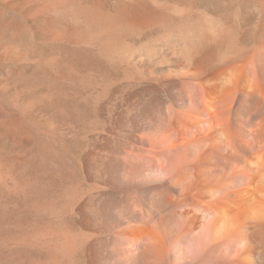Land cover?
<instances>
[{
    "label": "bare ground",
    "instance_id": "6f19581e",
    "mask_svg": "<svg viewBox=\"0 0 264 264\" xmlns=\"http://www.w3.org/2000/svg\"><path fill=\"white\" fill-rule=\"evenodd\" d=\"M46 4L78 20L49 26L51 41L90 40L97 50L86 59L74 47L48 63V101L60 112L72 102L66 80L93 88L90 108L73 107L112 130L95 134V172L101 183L105 167L120 188L125 214L114 231L131 262L264 264V0ZM153 31L161 35L146 38ZM103 58L116 70L81 76L84 59Z\"/></svg>",
    "mask_w": 264,
    "mask_h": 264
},
{
    "label": "rangeland",
    "instance_id": "374dc122",
    "mask_svg": "<svg viewBox=\"0 0 264 264\" xmlns=\"http://www.w3.org/2000/svg\"><path fill=\"white\" fill-rule=\"evenodd\" d=\"M41 1L0 0V264H134L114 231L125 214L120 188L108 185L105 167L101 183L95 172V134L112 130L108 121L100 129L73 107L77 102L90 108L93 88L66 80L72 102L60 112L48 101V63L71 57L74 47L83 58L88 59L85 53L97 58L96 47L90 40L51 41L49 26L70 28L78 20L70 18L69 7L50 11L49 0ZM118 1L101 0L111 9ZM86 59L79 71L85 78L115 69L106 58L98 64ZM119 113L120 134H126L127 116ZM102 156L105 161V152Z\"/></svg>",
    "mask_w": 264,
    "mask_h": 264
}]
</instances>
